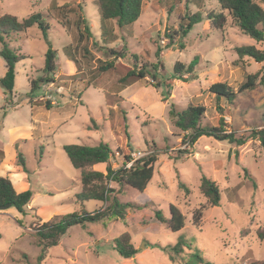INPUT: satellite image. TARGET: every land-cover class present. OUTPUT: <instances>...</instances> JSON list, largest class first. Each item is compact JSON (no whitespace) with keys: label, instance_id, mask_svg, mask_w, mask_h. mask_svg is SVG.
Masks as SVG:
<instances>
[{"label":"rangeland","instance_id":"rangeland-1","mask_svg":"<svg viewBox=\"0 0 264 264\" xmlns=\"http://www.w3.org/2000/svg\"><path fill=\"white\" fill-rule=\"evenodd\" d=\"M202 2L199 8L190 0L145 2L137 21L122 30L114 26L115 40L104 45L100 40L97 0H0V16L9 14L22 20L39 13L48 25L45 38L37 26L5 38L8 48L23 57L15 65L14 89L6 101L8 104L15 101L11 107L22 99L40 104L49 102L52 113L65 106L66 111L72 112V118L53 136L20 146L26 167L37 173L30 176L33 189L41 190L32 196L33 209L26 207L22 213L14 208L0 211V264H181L193 250H198L211 264L264 260V235H259L264 230V150L256 140L249 139L236 146L209 136L198 138L190 147L183 141L184 133L168 119L171 103L178 110L201 105L206 109L201 127H218L222 116L226 133L232 131L237 137H246L252 128L264 126L263 86L237 94L231 104L208 93L213 83H225L236 91L247 74L259 72L264 76L263 64L247 57L237 60L234 51L247 45L264 51V43L241 34L230 20L222 30L215 28L208 14L219 12V5L216 0ZM171 5L174 8L169 12ZM78 6L100 42L93 46L89 40L85 58L75 26L80 15ZM196 13L200 21L180 39L177 32L181 18ZM166 33L173 36V44H168ZM49 46L56 52L55 81L42 85L29 98L30 82L42 75ZM66 46L70 47L76 64L65 55ZM109 49L123 53L124 57L110 55ZM194 57L199 60L193 77L184 75L185 82L173 79L174 65L187 66ZM104 63H112L113 67L101 72L99 67ZM153 64H157L155 70ZM143 65L151 74L126 87L121 79L133 67L138 71ZM4 72L0 57V77ZM2 92L0 87V108L6 105ZM29 114L30 106L25 103L11 120L22 123L29 119ZM101 142L112 152L110 162L114 170L125 164L124 156L140 159L157 153L151 180L144 191L130 187L120 190L117 184H110L115 190L112 197L119 203L139 207L127 209L126 223L111 215L105 220L69 227L38 260L41 248L32 229L35 222L82 210L93 213L112 203V198L106 203L77 202L78 171L62 149L64 145L93 146ZM96 169L104 171L105 165ZM203 176L216 183L219 206L210 208L201 194L199 185ZM180 183L189 191L187 194L179 187ZM170 205L184 216L185 226L177 233L170 232L155 218L156 211L169 218ZM200 207H204L201 218L194 225L192 213ZM123 233L130 235L137 249L132 259H122L114 248L113 240ZM179 238L192 249L185 248L171 262L168 252L161 248L173 246Z\"/></svg>","mask_w":264,"mask_h":264},{"label":"trees","instance_id":"trees-1","mask_svg":"<svg viewBox=\"0 0 264 264\" xmlns=\"http://www.w3.org/2000/svg\"><path fill=\"white\" fill-rule=\"evenodd\" d=\"M150 0H97L99 18L101 22V42L106 43L115 40L113 36L114 26L119 30H122L128 25L133 24L140 16L142 6L145 2ZM167 1V0H165ZM198 8L202 5V0H190ZM220 11L210 12L208 18L212 19L215 28L222 30L227 24L228 20L232 21L235 27L241 34L249 37L257 43H264V0H216ZM162 4V2H160ZM54 8L59 9L55 2H52ZM64 7H60L62 9ZM174 8L171 5L168 9L170 12ZM77 19L75 20V26L78 31V40L81 43V54L85 58L84 54L89 53L87 45L89 40H92L93 46H98L100 42L96 40V36L92 33L91 28L84 16L81 13L80 6H78ZM200 21L199 13L192 15L191 17H182L179 24L178 37L183 39L193 24ZM114 23L113 27L112 24ZM37 26L44 38L46 37V31L48 25L42 20L41 14L34 13L26 19L18 20L13 15L5 14L0 16V57L4 61L5 73L0 78V87L3 90L5 97H9L13 93L14 81H15V65L23 59L22 56H18L14 51L8 48L5 38H9L11 34L25 32L29 28ZM168 39V44H173V36L171 34H165ZM101 43V44H102ZM180 48H183V44L180 43ZM169 46H167L168 48ZM159 50V49H158ZM157 50V51H158ZM237 60H241L245 57L252 59L255 63L263 64L262 70L264 72V51L258 50L255 46L247 45L240 46L234 49ZM110 55L123 58V53H117L113 49H109ZM64 53L67 58L76 64L72 51L69 46L64 47ZM199 58L194 59L184 66L181 63L174 65V77L173 79L182 80L185 82L184 75L193 77L194 67L197 65ZM157 64L151 65L155 70ZM112 63H104L99 67L101 72H106L111 69ZM57 69L56 66V52L49 46L44 55V64L42 68V75L30 82V90L28 97L40 89L42 85L53 83L55 80L53 75ZM151 74L146 65L141 66L137 71L133 67L127 74L121 79V82L125 85H131L139 79H145ZM154 77V76H153ZM257 86L264 87V76H260V73L247 74L244 81L239 85L237 90H233L225 83L217 82L213 83L208 88V93L213 95L216 100L224 99L231 104L237 94L245 91L255 89ZM170 88V85H167ZM31 94V95H30ZM165 100V98H164ZM7 107H11V103ZM49 102L46 103V108L49 109ZM218 110L222 114V109L218 107ZM206 109L201 105H188L183 110H178L175 104L171 103L168 109V119L175 128L184 133L183 141L190 147L202 136L214 137L218 140L228 141L236 146H242L247 140H256L260 147L264 150V126L260 128H252L249 135L244 137H237L235 132L226 133L224 129L226 124L224 118H219L218 127H201L200 121L205 115ZM124 119V118H123ZM63 151L65 152L72 167L79 171V185L80 190L76 195V200L79 204L83 205L88 201H100L108 202L112 198V203L102 208L99 211L93 213H86L82 210L80 213H71L67 215H55L50 220L45 222L36 223L32 226L34 237L37 246L41 248L40 256L38 260L43 259L45 250L48 247L56 245L61 236L65 234L67 229L74 225H85L90 222H97L105 220L111 215H115L116 219L126 223V212L129 208L139 207L132 203L121 204L114 197V189L110 187L111 183H115L119 186L120 190L124 187H130L140 192L144 191L147 184L151 180L153 174V166L157 161V153L153 152L146 156L137 159L133 162L130 168H125L124 165L114 170L112 169L110 157L111 150L106 143H98L97 145H64ZM131 160L130 156H124L125 163ZM17 163L23 168L24 172H28L25 166V159L21 154L17 156ZM104 164L105 171H98L93 169L94 166ZM246 172V171H244ZM179 187L184 189L186 194L189 192L183 184H179ZM199 190L202 195L207 199V205L212 208L219 206L220 192L216 183L206 177L200 178ZM33 192L26 190L24 192L17 193L8 177L0 176V207L9 205L10 208L16 209L19 213L25 211V208L31 202ZM204 207H200L193 211L192 222L197 225L201 218V213ZM37 217V216H36ZM155 218L164 223L168 230L173 233L180 232L184 226V216L173 205L169 206V218L165 219L160 211H156ZM259 235L262 237L263 232ZM114 248L119 253L122 259H132L137 254V249L132 245L131 238L128 233H123L113 240ZM191 250L190 245L186 244L183 238H179L178 241L170 247L161 248L164 252H168L169 260L175 262L183 253L184 249ZM181 264H211L200 254L198 250H193L184 259ZM248 264H264V260H251Z\"/></svg>","mask_w":264,"mask_h":264},{"label":"crops","instance_id":"crops-1","mask_svg":"<svg viewBox=\"0 0 264 264\" xmlns=\"http://www.w3.org/2000/svg\"><path fill=\"white\" fill-rule=\"evenodd\" d=\"M122 93L123 92H121V95ZM2 96L6 105H3V107L0 108V176L8 177L17 193L24 192L26 190H31L33 194L37 191L40 192V188L38 190L33 189V184L31 182L30 176L33 173H36L35 169L30 170L26 167L28 170V172L26 173L23 171V168L17 163L18 154H21L23 156L20 146L22 144L35 141L39 142L40 138L42 137L49 138L53 136L62 124H64L68 119L72 118V112L66 111L67 107L65 106V109L60 110L59 112L57 111L56 113H52V109H50L51 106L49 107V109H47L46 103L40 104L34 102V104L30 99V101L28 99H22V102L17 103L15 107H7L6 97L4 96V94ZM11 102L14 103L15 101L10 100V103ZM25 103L30 106L29 119L26 118L22 123L12 122L11 117H13L18 108ZM44 110L47 113L50 112V114L47 115ZM100 165L102 166L104 164ZM39 167H42V165L39 164ZM93 169L98 170L96 169V166H94ZM77 176L76 180H78L79 182V171ZM70 180H74V177H71ZM55 181H58L57 178L55 179ZM46 192L47 191H45L44 193ZM31 206L32 203L30 202L27 207L32 208Z\"/></svg>","mask_w":264,"mask_h":264},{"label":"built area","instance_id":"built-area-1","mask_svg":"<svg viewBox=\"0 0 264 264\" xmlns=\"http://www.w3.org/2000/svg\"><path fill=\"white\" fill-rule=\"evenodd\" d=\"M130 157H131V160L129 162L125 163V165H124L125 168H130L131 165L133 164V162L135 160H137V157H132V156H130Z\"/></svg>","mask_w":264,"mask_h":264},{"label":"water","instance_id":"water-1","mask_svg":"<svg viewBox=\"0 0 264 264\" xmlns=\"http://www.w3.org/2000/svg\"><path fill=\"white\" fill-rule=\"evenodd\" d=\"M9 208H10V206L9 205H6V206H3V207H0V211L7 210Z\"/></svg>","mask_w":264,"mask_h":264}]
</instances>
